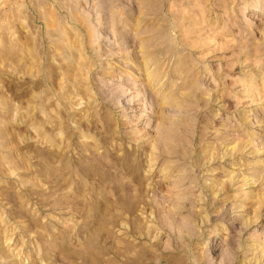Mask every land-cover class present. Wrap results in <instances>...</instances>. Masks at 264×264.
<instances>
[{"label":"rangeland","instance_id":"1","mask_svg":"<svg viewBox=\"0 0 264 264\" xmlns=\"http://www.w3.org/2000/svg\"><path fill=\"white\" fill-rule=\"evenodd\" d=\"M2 4L0 264H264V0Z\"/></svg>","mask_w":264,"mask_h":264},{"label":"bare ground","instance_id":"2","mask_svg":"<svg viewBox=\"0 0 264 264\" xmlns=\"http://www.w3.org/2000/svg\"><path fill=\"white\" fill-rule=\"evenodd\" d=\"M8 7L10 10H12L13 8V4L12 3L10 4L9 1H8ZM6 10H7L6 4H2L0 6V51H2L1 49L5 47V45H3L5 41L4 39L9 34V27H5V24L9 20L7 14H4Z\"/></svg>","mask_w":264,"mask_h":264}]
</instances>
